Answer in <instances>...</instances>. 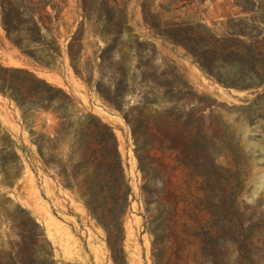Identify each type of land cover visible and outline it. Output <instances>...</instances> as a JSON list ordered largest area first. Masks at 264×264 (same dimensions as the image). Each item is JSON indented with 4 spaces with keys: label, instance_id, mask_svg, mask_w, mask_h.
<instances>
[{
    "label": "rangeland",
    "instance_id": "rangeland-1",
    "mask_svg": "<svg viewBox=\"0 0 264 264\" xmlns=\"http://www.w3.org/2000/svg\"><path fill=\"white\" fill-rule=\"evenodd\" d=\"M0 264H264V0H0Z\"/></svg>",
    "mask_w": 264,
    "mask_h": 264
},
{
    "label": "trees",
    "instance_id": "trees-1",
    "mask_svg": "<svg viewBox=\"0 0 264 264\" xmlns=\"http://www.w3.org/2000/svg\"><path fill=\"white\" fill-rule=\"evenodd\" d=\"M2 2V1H1ZM2 7H3V5H2ZM6 26V24L4 23V27ZM8 30H6V32H7ZM20 50H21V47H20V45H16ZM26 54V53H25ZM30 58L35 62V63H37L38 61H37V59L32 55H30Z\"/></svg>",
    "mask_w": 264,
    "mask_h": 264
}]
</instances>
